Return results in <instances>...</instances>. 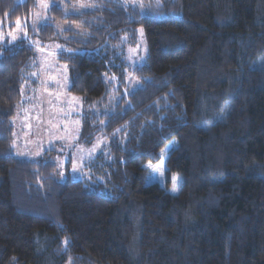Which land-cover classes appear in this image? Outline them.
<instances>
[{"label": "trees", "instance_id": "1", "mask_svg": "<svg viewBox=\"0 0 264 264\" xmlns=\"http://www.w3.org/2000/svg\"><path fill=\"white\" fill-rule=\"evenodd\" d=\"M38 9L0 0V19ZM49 16L0 56V264H264V0H53ZM53 42L70 91L112 107L89 179L59 180L52 150L14 155Z\"/></svg>", "mask_w": 264, "mask_h": 264}, {"label": "rangeland", "instance_id": "2", "mask_svg": "<svg viewBox=\"0 0 264 264\" xmlns=\"http://www.w3.org/2000/svg\"><path fill=\"white\" fill-rule=\"evenodd\" d=\"M133 3L141 0H129ZM53 0H39V9L25 22L20 21L10 29L0 19V56L3 48L24 36H31L40 24L49 22V9ZM75 9L85 7L84 2ZM29 26V30L25 26ZM14 37V39H13ZM60 44L53 42L39 49L37 70L33 80L23 86L24 100L12 117L15 137L14 155L24 159L40 158L52 150V160L57 164V178L64 181L91 178L87 166L100 153H108L109 141L102 133L112 107H90L82 97L72 91L70 68L58 60ZM147 43L140 36L127 56L129 80H134L133 69L145 62ZM108 79H111L108 77ZM135 86H133L134 88ZM113 88V87H111ZM98 120V122H96ZM75 165L76 170H73Z\"/></svg>", "mask_w": 264, "mask_h": 264}, {"label": "snow or ice", "instance_id": "3", "mask_svg": "<svg viewBox=\"0 0 264 264\" xmlns=\"http://www.w3.org/2000/svg\"><path fill=\"white\" fill-rule=\"evenodd\" d=\"M17 25H19V23H20V21L19 20H17ZM13 39H14V37H13ZM151 166V165H150ZM157 167V170L159 171L160 170V166L158 165V166H156ZM73 170L75 171L76 170V167H75V165H73ZM176 178L174 177L173 178V191H176Z\"/></svg>", "mask_w": 264, "mask_h": 264}]
</instances>
